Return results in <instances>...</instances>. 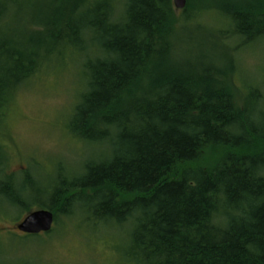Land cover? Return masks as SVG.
I'll return each mask as SVG.
<instances>
[{
  "label": "trees",
  "instance_id": "16d2710c",
  "mask_svg": "<svg viewBox=\"0 0 264 264\" xmlns=\"http://www.w3.org/2000/svg\"><path fill=\"white\" fill-rule=\"evenodd\" d=\"M203 1L180 13L173 0H49L29 18L22 0H0V121L53 58L78 56L84 88L70 134L106 149L50 192L37 186L34 201L54 224L78 207L126 227L129 263L264 264V98L237 87L232 54L177 47L185 15L209 9ZM215 10L231 28L221 41L264 39V0ZM2 151L0 197L30 214L20 200L35 189L30 174L17 189Z\"/></svg>",
  "mask_w": 264,
  "mask_h": 264
},
{
  "label": "rangeland",
  "instance_id": "374dc122",
  "mask_svg": "<svg viewBox=\"0 0 264 264\" xmlns=\"http://www.w3.org/2000/svg\"><path fill=\"white\" fill-rule=\"evenodd\" d=\"M22 1V7H27L25 14L33 18L49 0ZM205 2L203 7L208 6V10L185 15H190L191 21L179 30L177 47L232 54L236 58L237 87L244 93L247 87H254L264 98V39L238 47L240 41L230 33L221 41L222 32L231 30L215 10L223 0ZM119 14L115 12L116 19ZM79 60L69 55L53 58L14 94L0 121V148L8 159L5 173L14 177L17 189L29 173L27 186L35 188L30 196L20 199L31 207L30 213L39 210L34 200L41 187L50 192L57 180L72 179L86 162L106 152L103 146L83 143L70 134V115L84 88ZM3 158L0 154V164L6 162ZM42 195L46 194H41V204L47 198ZM19 203L12 205L0 197V264H136L126 262V227L86 219L77 207L76 215L59 217L47 236L27 238L16 228L29 215Z\"/></svg>",
  "mask_w": 264,
  "mask_h": 264
},
{
  "label": "water",
  "instance_id": "95a60500",
  "mask_svg": "<svg viewBox=\"0 0 264 264\" xmlns=\"http://www.w3.org/2000/svg\"><path fill=\"white\" fill-rule=\"evenodd\" d=\"M174 7L178 11L185 9L187 0H173ZM54 215L48 210H37L26 216L17 225V230L27 235H40L52 230Z\"/></svg>",
  "mask_w": 264,
  "mask_h": 264
},
{
  "label": "bare ground",
  "instance_id": "6f19581e",
  "mask_svg": "<svg viewBox=\"0 0 264 264\" xmlns=\"http://www.w3.org/2000/svg\"><path fill=\"white\" fill-rule=\"evenodd\" d=\"M54 225V224H53ZM52 229H53V227H52ZM24 234V233H23ZM42 234H44V233H42ZM26 235V234H25Z\"/></svg>",
  "mask_w": 264,
  "mask_h": 264
},
{
  "label": "flooded vegetation",
  "instance_id": "af4514ba",
  "mask_svg": "<svg viewBox=\"0 0 264 264\" xmlns=\"http://www.w3.org/2000/svg\"><path fill=\"white\" fill-rule=\"evenodd\" d=\"M23 234V233H22Z\"/></svg>",
  "mask_w": 264,
  "mask_h": 264
}]
</instances>
